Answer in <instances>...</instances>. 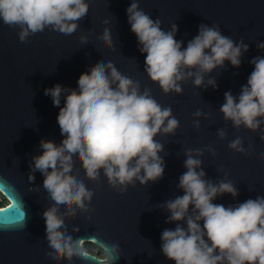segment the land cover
<instances>
[{
  "label": "water",
  "instance_id": "water-1",
  "mask_svg": "<svg viewBox=\"0 0 264 264\" xmlns=\"http://www.w3.org/2000/svg\"><path fill=\"white\" fill-rule=\"evenodd\" d=\"M86 3L88 14L71 35L46 28L25 43L19 40L18 28L0 20V189L6 187L7 192L2 191L8 198V203L0 207V264H69L45 254L50 249L45 239L43 212L54 202L43 189L44 177L40 172L34 173V182L28 180L29 164L33 156L42 154L39 146L42 139L60 144L64 138L57 123L59 107L53 105L50 96L44 95L45 88L59 83L77 89L82 73L92 65L109 61L122 74L138 80L141 91L150 88L159 104L170 106L179 127L174 136L155 138L164 144L159 154L165 162L163 178L143 186L136 182L123 193L108 185L103 172L99 181L87 180L76 160L73 174L83 179L95 194L88 204L89 212L78 211L75 217H66V228L73 239L97 240L109 246L119 244L121 255L114 264H174L162 254L160 237L164 229H174L176 222L166 223L170 213L155 206L184 194L177 185L186 171L185 150L204 151L200 159L205 179L217 182L227 177L238 189L237 197L224 194L213 203L228 207L264 197L261 133L243 126L234 128L219 111L225 92L238 96L241 86L247 83L254 68L251 59L264 57V50L256 46L257 42H264V0H139L141 9L153 20L162 21V30H170L172 23L178 26L175 39L183 41V47L198 34L201 24L218 25L223 35L237 43L243 39L249 45L239 68L225 61L224 68L210 74L216 78V89L195 88L188 80L181 85L183 94H164L144 72L146 54L138 49L126 13L131 0H86ZM105 27L111 30L115 50L97 39ZM81 35L88 36L87 44L81 43ZM63 104L62 97L60 107ZM197 110L209 114L207 119L199 118V129L193 127L196 119L193 113ZM220 128L227 134L223 140L217 135ZM237 137L242 139L247 154L228 148L229 142ZM209 146L215 150V156L208 151ZM179 223L186 227L185 222ZM74 227L79 231L74 232ZM89 254L84 261L74 257L72 264H101L103 258Z\"/></svg>",
  "mask_w": 264,
  "mask_h": 264
},
{
  "label": "clouds",
  "instance_id": "clouds-1",
  "mask_svg": "<svg viewBox=\"0 0 264 264\" xmlns=\"http://www.w3.org/2000/svg\"><path fill=\"white\" fill-rule=\"evenodd\" d=\"M88 9L86 0H0V20L18 28L19 40L26 43L46 28L64 35L75 33ZM126 13L138 49L146 54L144 72L164 94H183L181 85L188 80L195 88L216 89V78L210 74L224 68L225 61L239 68L249 50L243 39L237 43L223 35L218 25L206 24L199 25L198 34L183 47V41L175 39L178 26L172 23L170 30H162V21L153 20L141 9L139 0H131ZM79 39L87 44L89 38L81 35ZM97 39L115 50L109 27ZM256 46L264 50V42ZM250 63L254 68L247 83L238 96L225 92L219 111L234 128L259 130L264 140V57H254ZM77 84V89L59 83L45 88L44 95L59 107L57 123L64 138L60 144L40 141L42 154L31 158L28 176L34 182V173L40 172L43 189L54 202L43 212L50 249L45 254L69 264L74 257L84 261L90 254L83 240L73 239L68 233L66 217H75L78 211L89 212L88 204L95 194L73 174L75 161L82 165L87 180L97 182L103 172L108 185L123 193L136 182L143 186L163 178L165 162L159 154L164 144L155 138L174 136L179 127L170 106L159 104L150 88L141 91L140 82L122 74L111 61L90 66ZM62 97L64 104L60 107ZM208 115L201 110L194 112L193 127L199 129V118L207 119ZM217 135L223 140L227 134L220 128ZM228 148L248 152L240 137L229 142ZM208 151L216 155L211 146ZM184 154L186 171L177 185L184 194L155 206L170 213L166 223L176 222L174 229L161 233L162 254L174 264H264V197L228 207L213 203L224 194L237 197L238 189L227 177L217 182L205 179L200 159L203 150L188 149ZM260 157L264 159V152ZM182 221L186 227L179 223ZM73 231L79 229L74 227ZM96 243L104 253L101 264H114L120 257L119 244Z\"/></svg>",
  "mask_w": 264,
  "mask_h": 264
},
{
  "label": "built area",
  "instance_id": "built-area-1",
  "mask_svg": "<svg viewBox=\"0 0 264 264\" xmlns=\"http://www.w3.org/2000/svg\"><path fill=\"white\" fill-rule=\"evenodd\" d=\"M7 203H8V198L4 195L3 191L0 190V207L5 206ZM83 246L89 253L97 255L101 258L104 257L102 248H100L99 245L93 240L84 242Z\"/></svg>",
  "mask_w": 264,
  "mask_h": 264
},
{
  "label": "snow or ice",
  "instance_id": "snow-or-ice-1",
  "mask_svg": "<svg viewBox=\"0 0 264 264\" xmlns=\"http://www.w3.org/2000/svg\"><path fill=\"white\" fill-rule=\"evenodd\" d=\"M0 190H3V191H6V187H4V188H2V189H0ZM7 192V191H6ZM14 206V205H13Z\"/></svg>",
  "mask_w": 264,
  "mask_h": 264
}]
</instances>
